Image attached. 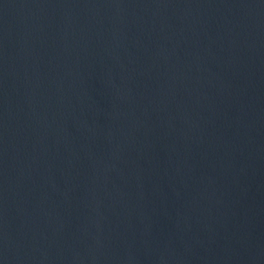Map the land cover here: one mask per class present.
<instances>
[{
	"label": "water",
	"instance_id": "water-1",
	"mask_svg": "<svg viewBox=\"0 0 264 264\" xmlns=\"http://www.w3.org/2000/svg\"><path fill=\"white\" fill-rule=\"evenodd\" d=\"M0 264H264V0H0Z\"/></svg>",
	"mask_w": 264,
	"mask_h": 264
}]
</instances>
